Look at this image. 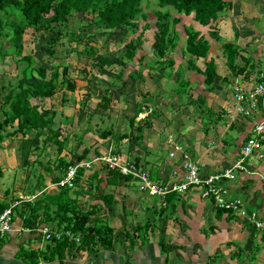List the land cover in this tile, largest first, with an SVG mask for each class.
<instances>
[{
  "label": "crops",
  "instance_id": "1",
  "mask_svg": "<svg viewBox=\"0 0 264 264\" xmlns=\"http://www.w3.org/2000/svg\"><path fill=\"white\" fill-rule=\"evenodd\" d=\"M232 3V10H235L236 14H241L246 9L245 15H235V13L227 15L228 8H226L218 18L210 20L205 25L195 21L193 16L191 21H185L188 16H183L184 19L181 22L183 29L185 25H193L201 31V36L208 39L213 31H216L223 41H232L236 37L234 40L239 46L242 45L240 39H237L248 34V30L251 31L252 36L264 33V2L262 0H232ZM259 9L260 14H258ZM250 45H253L251 41ZM219 47L221 48V45ZM184 48L185 43L179 42L177 48L172 51L171 56L176 60L174 66H170L168 61L159 59L134 61L121 66L126 67L125 75L120 80L116 75L113 83L119 85L121 83V89L130 94L127 97L131 101L128 103L131 106H127L128 110L122 113L115 106L104 110L105 115L98 110L99 116L108 117L109 128L114 131L109 139L100 138L102 142L97 139L92 141L91 138L95 136L96 131L91 129L87 131L91 121L89 116H92V113L90 115L87 113L89 119H86L85 131L87 136L91 132V137L88 136L89 140H85V143L77 149L76 157L72 155L78 160L84 148H89L88 156L80 162H88L91 165L83 166L85 170L76 177L75 186L69 187V195L82 211H94L91 222L98 216L113 228V244L110 248L101 246L97 252H91L79 249L75 243L60 256L54 253L55 242L52 241L54 235L60 232L56 231L57 221L42 222L38 228L25 227L20 216V209L23 210L28 202H34L40 207V213L43 215L45 208L43 197L59 195L62 191V187L58 185L59 181L53 180L58 175V171L47 163L38 169L34 163L29 165L35 168L34 171H30L28 178H24L23 170L18 167L21 162L19 158L13 157L15 161L10 165L8 157L2 155L8 152V149L5 147L4 152L3 148H0V172L3 173L6 166L13 169L14 165L18 168L15 173L16 184L11 189L4 187V185L7 186L5 179L8 177H6V171L3 173L2 180L0 179V203L6 202V207L16 203L20 208L14 211L12 231L4 236L0 235V264H264V237L243 215L217 208L211 199L202 197L201 189L198 187H190L184 193L171 192L164 199L151 196L141 191L139 187L138 191H135L132 189L133 182L137 181L140 185L139 178L135 174L130 173L127 176L120 174L113 178L106 162L100 161L103 154H108L106 150L113 149L109 141L111 139L116 147L120 146L126 150L123 155L127 157L134 171H145L156 181L181 182L186 176L185 167L172 160L168 162L161 160L158 153L150 150V146L156 149L170 148L171 152L170 146L179 145L182 147V150L178 151L179 163L182 164L184 157L189 158L203 167L205 172L224 171L233 167L235 162L243 156L242 151L246 140L254 133L255 125L264 119V95L257 97L258 107L246 116L238 110L239 103L235 87H241L248 98L249 91L259 83L257 74L252 73L247 78L244 74H240L231 83L220 82L216 77L213 84H207L203 73L204 59L201 58L196 62V65L198 64L201 68L200 71L193 67L189 68L187 57L182 52ZM214 48L213 44L208 59L212 56L216 57L218 74L230 75L231 71L226 61L222 63L218 60L219 55ZM244 48L247 47L242 46V49ZM259 51L262 49L259 48ZM178 52L181 53L180 56H177ZM247 52L251 54L250 51ZM245 54L243 55H249ZM251 55L255 63L264 64L260 56L254 53ZM182 56L185 57L184 60ZM238 63L244 65L241 58ZM220 67H222L221 71ZM180 82L186 87L181 88ZM76 83L78 87V82ZM117 90L120 91L119 88ZM65 91V94L71 92ZM144 95L154 96L158 106L165 99L178 100L179 106H182L183 99L187 102L191 101L192 109L188 108L187 113L176 117L178 123L172 124V118L166 116V124L160 128V116L155 112L157 108H153L152 102H140ZM66 98L67 104L62 106L60 115L71 120L77 116L81 117L84 111L73 107L68 95ZM246 101L249 102V100ZM146 105L149 106V110ZM139 107L142 110L136 116L135 124L131 125L130 121ZM44 108H54L59 113V109L55 106L50 105ZM207 116L210 119L204 124ZM121 119H123L122 126L116 123ZM145 120L150 122V126L144 128L141 138L138 137L137 127L139 124L143 125ZM122 133H128V135L121 139ZM229 137L235 140V144L232 146V152L228 154L224 151L223 143H231L228 140ZM239 138L240 146L237 150ZM104 140L110 143L107 144ZM20 145H17V148ZM45 166L53 168L54 172H46ZM245 166L244 170L235 169L234 179L226 180L225 185L230 191L229 197L241 199L248 211H254L262 216L264 215V182L259 173L264 172V148L247 156ZM39 174L42 178L44 175L45 178L42 187L37 186ZM164 207L166 210L162 213ZM56 212L57 207L54 205L50 209L51 218ZM47 233L53 236L48 238ZM32 253L36 256L32 257Z\"/></svg>",
  "mask_w": 264,
  "mask_h": 264
},
{
  "label": "trees",
  "instance_id": "2",
  "mask_svg": "<svg viewBox=\"0 0 264 264\" xmlns=\"http://www.w3.org/2000/svg\"><path fill=\"white\" fill-rule=\"evenodd\" d=\"M153 1H156L158 6L153 11L156 16L155 26L159 34L156 50L160 58L156 59L168 61L170 66H174L176 61L169 53L174 51L180 42L181 34L177 25L182 22L183 16H193L195 21L205 25L210 20L218 18L226 8L233 6L232 0H146L145 5L144 0H0V65H3L7 57H12L17 68L25 63L17 84L3 93V102L0 106V114L3 116L0 117V148L7 138L21 134L19 151L22 167L26 168L36 163V167L39 169L43 165L41 155L46 148L45 142L55 143L59 155L56 164L53 166L58 171V175L53 180L58 181L66 174L70 165L85 159L90 151L89 148H84L78 160L74 159L73 155L71 158L67 157L66 154L62 155L69 144V136L63 135L61 125L55 127L58 110L44 108L32 103V99L51 98L63 89L73 92L77 89V83L70 76L68 65L58 64L50 73L44 66L33 67L34 54L25 52V33L28 28H33V32L41 38H43L44 32L54 33L55 36L45 47V50L51 56H56V46L59 45L63 37L62 28L67 26L70 16L80 12L84 13L92 20L93 24L103 27L101 34L106 36L112 37L120 26H126L136 33L141 27V20L145 21V27L150 26L145 9L149 8ZM145 30L142 28L140 34L128 37L125 41L124 57L128 58L130 62H142L147 59L146 54H139L140 47L138 44ZM184 32L186 39L185 48L182 51L183 55L187 57L189 68L193 67L199 71L201 68L198 64L196 65V62L201 58L204 59L205 69L203 73L207 84H213L216 77L219 78L220 82L231 83L240 74H244L247 78L252 73L257 74L259 83H264V64L255 63L251 54L244 56L236 41L226 40L220 44L226 65L231 71L230 75H220L217 71V58L212 56L208 59L213 48L212 40L218 41L220 39L218 33L213 31L210 33V39H208L201 36V31L193 25H185ZM82 36L90 37L86 32ZM91 37L94 38L93 35ZM72 38L79 39V34L74 33L69 39L72 40ZM83 50L88 54L94 53V48L91 45H87ZM96 58L102 64H113L104 54L99 53ZM240 58L244 61V65L238 63ZM125 68L120 67L117 74L119 80L124 76ZM80 72L85 76L89 73L85 67ZM141 74L144 76L142 72ZM182 85L183 83H181ZM101 97L104 108H111L113 98L109 96V92L103 91ZM62 102L66 103L67 99L63 98ZM141 110L140 107L136 109L135 115L130 121L131 125L135 124L136 116ZM66 121L71 128L72 120L66 118ZM146 126H150L148 120H145L143 125H138V137H143ZM9 127L13 129L9 130ZM32 132L35 133V138L38 140L44 137V144H36L30 135ZM98 133L102 138H108L113 134V130L108 128L100 130ZM127 135L128 133H122L120 138L124 139ZM38 150L40 151L38 152ZM33 155H36L35 160H32ZM83 166L78 168L76 177L84 172L85 167ZM54 169L48 166L44 167L48 173L54 172ZM110 171L113 178L120 175L119 169H110ZM37 181V186L42 187L45 182L44 175L42 178L39 174ZM69 191V187H62L59 195L43 197L45 201L43 215L40 213V207L34 202H28L23 210L16 205L13 209V221L14 211L15 209L18 211V208L25 227L38 228L42 222L57 221L56 231H60L62 235L57 237L56 233L52 241L55 242L54 253H58L60 256L75 243L79 249L91 252H97L101 246L110 248L113 244V228L98 216L91 222V215L94 214V211H82L76 206V201L70 198ZM167 202L168 199L166 204ZM54 205L57 207V212L51 218L50 209ZM6 206V202L0 203V210L3 211L7 208ZM165 210L164 207L162 213ZM76 237L79 238V241H76ZM31 256L35 257L36 255L32 253Z\"/></svg>",
  "mask_w": 264,
  "mask_h": 264
},
{
  "label": "rangeland",
  "instance_id": "3",
  "mask_svg": "<svg viewBox=\"0 0 264 264\" xmlns=\"http://www.w3.org/2000/svg\"><path fill=\"white\" fill-rule=\"evenodd\" d=\"M264 2V0H262ZM144 5L146 4V0H144ZM250 2V1H249ZM252 3V2H251ZM233 4V3H232ZM262 7V4H261ZM157 2L153 1L151 3L149 8H146V12L148 14V21L150 23V26L145 27V21L141 20L140 22V29L134 33V31L130 30V28H126V26H120L115 34L110 37L101 34V30L103 27H99L95 24L92 23V20L88 18L84 13H76L75 15L70 16L69 21L67 22V26L65 28H62L63 30V37L59 45L56 46V56H51L46 50L45 47L50 43L51 39L55 36L54 33L52 32H44L43 38L39 37V35H36V33L33 32V28H28L26 33H25V52L26 53H33L34 54V62H33V67L34 68H39L41 66H44L47 68L48 73L51 72V70L54 68V66L61 64V65H68L70 67V76L75 79L78 82V87L74 92H68L67 94L65 89L64 91L59 92L58 94L54 95L53 97L43 100V99H32V103H36L42 107L45 106H55L56 108L59 109V113L56 116V123L55 127H60L62 128V132L64 136H69V144L67 148L62 152V155L66 154L67 157L71 158L72 154L77 156V149L81 147V144L83 145L85 143V140H89L88 136H90L91 132L86 135V119L88 118L87 113L90 115L92 113V116H89L91 119L90 124L88 126L89 130L91 129L92 131L95 130V136H93L91 139L94 141V139H97V141L102 142L99 136L98 131L103 130V129H108L110 127V122L108 120V117L104 116L106 112L104 110H107L103 106L102 102V92L103 91H108L109 96L113 98V106H115L116 109H119V111H124L128 110V107L131 106V104H128L131 102L127 96L128 92H124L121 88L122 85L119 84H114L113 80L114 77L117 75V71H119L121 66H125L126 64H130V60L128 58L124 57L125 53V41L128 39V37H134L137 34H140L142 32V28H145L144 35L142 39L139 41V52L142 54L147 55V59L154 60L156 58H160L159 54L157 53L156 47L158 43V38L159 34L157 31V28L155 26V21H156V16L154 15V9H157ZM233 7L226 9L227 15H234L235 10H232ZM260 14V9L258 11ZM246 9H244L241 14L238 13L235 15H245ZM174 14H177L174 12ZM186 17V16H185ZM191 16H188L185 18V21H191ZM184 19V17H183ZM193 19V18H192ZM252 22V21H251ZM179 32L181 33L180 37V44L185 43L186 35L183 29V25L180 23L178 26ZM67 31V32H66ZM262 31V30H261ZM86 32L87 35H93L94 38H87L83 37L82 34ZM74 33L79 34V39H74L71 38ZM236 37H234L232 40H234ZM243 38V39H241ZM239 37L237 40L240 39L241 45L247 48L242 49V53L247 55L249 54L250 51L251 54L254 53V55L260 56L261 60H264V33L261 35H253L251 34V31L248 30V34H245V36ZM235 41V40H234ZM250 41L253 43V45H250ZM223 42V39H219L218 41L213 40L214 44V50H216V54H218V60L225 61L224 55L222 53V49L219 47L220 44ZM91 45L94 48V53L93 54H88L83 50L86 46ZM259 48L262 49V51H259ZM246 50V51H245ZM104 54L108 59L112 61V65H106L102 64L98 61L96 58L97 54ZM139 53V54H140ZM261 53V54H260ZM180 56V52H178ZM169 55H172V52L169 53ZM175 55V54H174ZM169 57V56H168ZM184 60V56H182ZM219 64H221L219 62ZM25 66V63H22L20 67L17 68V66L14 64L12 61V57H7L4 60L3 65H0V106L3 102V93L8 90L10 87H13L17 84L18 77L21 73L22 68ZM86 68L88 70V75L85 76L80 72L82 68ZM224 67V66H222ZM220 67V71L222 69ZM35 75L36 72H34ZM125 75V73H124ZM181 83V82H180ZM185 83V82H184ZM181 88H185L186 85L180 86ZM178 87V88H180ZM117 88L120 89L117 90ZM209 89H214L213 87H208ZM210 91V90H209ZM64 92V93H63ZM123 92V93H121ZM212 92V91H210ZM67 95L70 97L72 100V106L75 108H80L84 112L81 117L77 118L75 117L72 121V127L70 128L67 125L66 118L64 116H61L60 110L62 109V106L66 105L67 103H63L62 100L63 98H66ZM89 95V97H87ZM153 98V99H152ZM162 98V97H161ZM188 99V97H185ZM67 99V98H66ZM145 100V101H144ZM157 99H154V96L149 97V95H144L141 97L140 102H152L153 108H157V113L158 116H160L159 123H160V128L166 124L165 117H170L172 118L171 123L173 124L174 122L178 123V120L176 117H179V115L187 113V109H192V106H190L191 101H185L184 99L181 101L183 104L180 105V101L175 100V101H168L164 100L160 106H158L156 103ZM195 101V99H194ZM158 102V101H157ZM161 103V102H160ZM151 104V103H150ZM188 105L184 106L183 105ZM133 105V103H132ZM193 106L195 105L192 104ZM128 106V107H127ZM147 110L148 109V105ZM236 107V106H235ZM97 110V111H96ZM98 110H100V113L102 112L104 115H98ZM95 111V112H92ZM114 113V112H113ZM76 116V115H75ZM0 117H3L0 114ZM121 117V116H120ZM88 118V119H89ZM113 118V117H112ZM111 118V119H112ZM122 118V117H121ZM77 119V120H76ZM209 116H207L204 120V124L208 123L209 121ZM75 121V122H74ZM122 121L119 122L118 120L116 123L120 124L122 126ZM12 127H9V130H12ZM90 130V131H91ZM113 130V129H112ZM89 132V131H88ZM114 132V131H113ZM205 132V130H204ZM21 134H18L15 137L12 138H7L5 141L4 146L2 144L3 150L5 147L8 149V152L5 154H2L3 157L7 156L9 159V163H13L15 160H13V157L19 158L20 159V151L19 148H17V145L21 144ZM30 135L34 138L35 143H41L44 144V137H41L39 140L35 138V133L32 132ZM235 135V134H234ZM112 136V135H111ZM91 137V136H90ZM106 139V138H102ZM109 139V137L107 138ZM231 143H223L224 144V151L230 153L232 152V146L235 144V140L233 138H228ZM240 138L237 141V150L239 149ZM107 142V144H112L113 149H108L106 150L108 154H103L101 157H105L106 155H109V152H115L116 154H121L123 158H127L124 154L126 150L121 148L120 146L116 147L115 143H113V140H104ZM164 141H167L164 139ZM8 142V143H7ZM118 142V141H117ZM215 142V141H214ZM46 146L45 151L42 153L41 158L43 159V164L47 163L49 166H53L56 164V159L58 158V151H57V145L52 142H45L44 144ZM171 147V152H174V155H171L170 148H159L156 149V147L150 146V150L155 151L158 153L160 156L161 160H172L173 162L180 164L181 166H184L185 161L187 160L185 157L182 161V164L179 163L180 157H179V150L176 149V144H173V147ZM40 150H38L39 152ZM118 151V152H117ZM1 152V151H0ZM5 152V150H4ZM114 154V153H113ZM126 154V153H125ZM242 154H244V151H242ZM254 154V153H253ZM252 154V155H253ZM74 157V158H75ZM36 159V155L32 156V160ZM104 161L103 158H100V161ZM128 160V159H127ZM160 160V161H161ZM246 164V161H245ZM6 165V164H5ZM91 165V163H90ZM18 167L23 170L24 178L29 176L30 171H34L35 168H32L30 166L23 168L21 162H19ZM90 167V166H88ZM42 169V168H41ZM109 169V168H108ZM18 168L13 165V169L11 167L6 166L3 170V173H6V178L5 179V184L7 182V186L4 185L5 188L11 189L12 186L14 187V184H16L15 180L17 175L15 174ZM21 170V171H22ZM240 170V169H239ZM29 171V172H28ZM3 173L0 172V179L3 176ZM121 174V172H120ZM122 175V174H121ZM124 176V175H123ZM127 176V175H126ZM2 180V179H1ZM140 181V180H139ZM138 182L134 181L132 184V189L135 191H138ZM18 195H16L17 197ZM243 198V197H242Z\"/></svg>",
  "mask_w": 264,
  "mask_h": 264
},
{
  "label": "built area",
  "instance_id": "4",
  "mask_svg": "<svg viewBox=\"0 0 264 264\" xmlns=\"http://www.w3.org/2000/svg\"><path fill=\"white\" fill-rule=\"evenodd\" d=\"M235 90L237 93V101L239 103L238 110L248 116L252 113L253 109L258 107L257 97L259 95H264V83H258L253 90L249 91L248 98H246L245 92L241 87L236 86ZM246 100H249V102H247ZM263 148L264 119L260 123L255 125L254 133L250 137H248L244 144L243 156H241L235 162L233 167L221 172H205L203 171V167L188 158L184 163L186 176L185 179L181 182H161L153 180L145 171H134L127 158H123L121 154L110 153L109 155H106L102 158L106 161V165L109 169H119L121 174L124 176L129 175L130 173L135 174L140 180V190L143 192H147L151 196H159L164 199L168 193H184L190 187H198L201 189L202 197L211 199L214 202L215 206L219 209L230 210L243 215L245 218L251 221L253 227L258 229L264 237V215L259 216V214L254 211H248L241 199L230 198V191L225 185L226 180H231L236 177L235 169H246L245 161L247 156H249L254 151H261ZM176 149L182 150V147L176 145ZM171 155H174V152H171ZM260 156L262 157L263 154L261 153ZM83 165L88 167L90 166V163L77 162L76 164L70 165L67 169L66 174L61 180H59L58 185L60 187L73 188L75 186V179L78 168ZM259 175L264 182V172L259 173ZM15 206L16 203H12L0 212L1 236H4L6 233L12 231L13 229V209ZM45 232L47 231L45 230ZM50 235V233H47L48 238L50 237ZM56 235L57 237H60L62 233L59 232ZM75 239L76 241H79L78 237H76Z\"/></svg>",
  "mask_w": 264,
  "mask_h": 264
}]
</instances>
